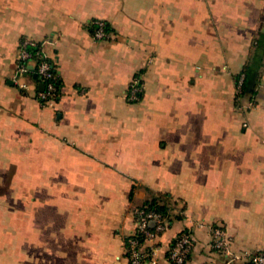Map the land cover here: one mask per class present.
Returning <instances> with one entry per match:
<instances>
[{"label": "crops", "instance_id": "0c3cea01", "mask_svg": "<svg viewBox=\"0 0 264 264\" xmlns=\"http://www.w3.org/2000/svg\"><path fill=\"white\" fill-rule=\"evenodd\" d=\"M25 39L55 66L52 105L35 61L17 75ZM258 40L264 0H0V264H128L134 211L163 194L181 218L156 264L183 229L184 264H225L216 226L264 251V53L253 98L235 83Z\"/></svg>", "mask_w": 264, "mask_h": 264}, {"label": "built area", "instance_id": "2783aa9c", "mask_svg": "<svg viewBox=\"0 0 264 264\" xmlns=\"http://www.w3.org/2000/svg\"><path fill=\"white\" fill-rule=\"evenodd\" d=\"M92 36L94 39H104L108 36L106 30V24L102 20H96L93 22ZM38 42L30 39H25L21 42L19 51V64L17 67V75L21 76L23 73L29 71L27 63L29 61L34 62V69L38 81L35 80V87L38 88V84H43V89H37V97L43 105H52L56 97V86L54 84L55 75L52 71L51 64L46 59L36 62L31 48L39 49L35 52L36 56H42L46 58L44 52H42V44L38 46ZM243 80L241 75L238 84L237 92L240 90V86ZM142 74L138 72L132 78L126 98L128 101L135 102L139 100L140 95L143 92ZM20 88L28 90L30 87L26 83H21ZM172 205L173 202H171ZM168 228V220L160 212L154 210L136 209L133 217V232L140 233L144 238L145 244H150L148 250L145 251L143 247H139L136 239H130V246L133 248L128 257V264H156L157 254L160 250V245L156 242L157 238ZM193 236L187 230L183 229L177 234L174 240L169 245L168 260L172 264H184L190 256L193 248ZM232 239L225 231L220 227L212 228V247L223 256H225V264H235L242 262L244 264H264V251H232L231 250Z\"/></svg>", "mask_w": 264, "mask_h": 264}, {"label": "trees", "instance_id": "16d2710c", "mask_svg": "<svg viewBox=\"0 0 264 264\" xmlns=\"http://www.w3.org/2000/svg\"><path fill=\"white\" fill-rule=\"evenodd\" d=\"M108 29H109V27L106 26V30H108ZM37 44L39 46L40 42H38ZM256 48H258V49L261 48L260 54H258V51H257V53L254 54V57L252 58V60H250V62H248V64H246V66L243 68V70L235 76L236 86L238 84V80H239L240 76L241 75L243 76V80H242V83L240 86V90H239V92L236 93V97H247L249 99H252L253 96L255 95L257 85L260 81L259 68L263 65L261 54L264 53V41L258 40V42L256 43ZM38 49H39V47L38 48H31V52L34 55L36 62H40L41 60L46 59V61H48L51 64L52 71L55 75L56 70H55V66H54L52 60L50 58H47V57L43 58L42 56H36L35 55V52ZM33 74H35L34 71H32V76H33ZM34 79L38 81L37 76ZM54 84L56 86V91H57L58 87H59V82H58L56 75L54 78ZM171 202H172V198L167 194L158 195V196L153 195L150 198H148L147 200H145L142 204H140L137 207V209L154 210V211L160 212L168 220V227H169L172 224L173 220H177V219L181 218V216L178 213H177V215L173 214V209L175 207V204L172 205ZM130 239H136L138 241L139 247L142 246L145 251L148 250V247H146V244L144 243V238L140 233L131 234L125 238V255L127 258L129 257L130 252L133 249L129 243ZM168 254H169V249L166 252V256H168Z\"/></svg>", "mask_w": 264, "mask_h": 264}, {"label": "water", "instance_id": "95a60500", "mask_svg": "<svg viewBox=\"0 0 264 264\" xmlns=\"http://www.w3.org/2000/svg\"><path fill=\"white\" fill-rule=\"evenodd\" d=\"M33 78H36V74H33ZM43 89V84L39 83L38 84V90H42Z\"/></svg>", "mask_w": 264, "mask_h": 264}, {"label": "rangeland", "instance_id": "374dc122", "mask_svg": "<svg viewBox=\"0 0 264 264\" xmlns=\"http://www.w3.org/2000/svg\"><path fill=\"white\" fill-rule=\"evenodd\" d=\"M233 251V250H232ZM221 254V253H220Z\"/></svg>", "mask_w": 264, "mask_h": 264}]
</instances>
